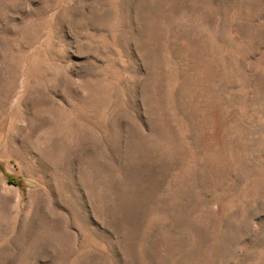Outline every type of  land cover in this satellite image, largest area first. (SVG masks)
<instances>
[{
	"label": "rangeland",
	"instance_id": "rangeland-1",
	"mask_svg": "<svg viewBox=\"0 0 264 264\" xmlns=\"http://www.w3.org/2000/svg\"><path fill=\"white\" fill-rule=\"evenodd\" d=\"M0 264H264V0H0Z\"/></svg>",
	"mask_w": 264,
	"mask_h": 264
}]
</instances>
